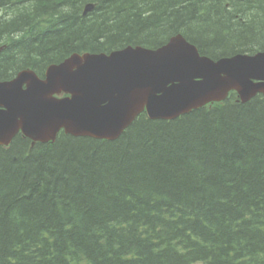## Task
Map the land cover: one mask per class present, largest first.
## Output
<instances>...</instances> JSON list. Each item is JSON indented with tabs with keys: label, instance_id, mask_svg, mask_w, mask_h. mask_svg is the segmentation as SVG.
I'll use <instances>...</instances> for the list:
<instances>
[{
	"label": "trees",
	"instance_id": "1",
	"mask_svg": "<svg viewBox=\"0 0 264 264\" xmlns=\"http://www.w3.org/2000/svg\"><path fill=\"white\" fill-rule=\"evenodd\" d=\"M177 33L203 54L262 51L264 0H0V80ZM0 264H264V98L142 113L114 141L16 136L0 147Z\"/></svg>",
	"mask_w": 264,
	"mask_h": 264
},
{
	"label": "water",
	"instance_id": "2",
	"mask_svg": "<svg viewBox=\"0 0 264 264\" xmlns=\"http://www.w3.org/2000/svg\"><path fill=\"white\" fill-rule=\"evenodd\" d=\"M93 8L85 5L83 15ZM229 92L242 103L264 97V51L213 62L177 34L157 49L72 54L49 65L43 79L25 69L0 81V146L20 131L33 143L54 141L61 130L114 141L143 112L173 121Z\"/></svg>",
	"mask_w": 264,
	"mask_h": 264
},
{
	"label": "flooded vegetation",
	"instance_id": "3",
	"mask_svg": "<svg viewBox=\"0 0 264 264\" xmlns=\"http://www.w3.org/2000/svg\"><path fill=\"white\" fill-rule=\"evenodd\" d=\"M226 7H228V5H227ZM195 45H196V44H195ZM196 46H197V45H196ZM197 47H198V46H197ZM198 49H199V47H198ZM205 55H207L208 57H210V58H212V59H214V60H217V59L220 58V53H219V54L205 53Z\"/></svg>",
	"mask_w": 264,
	"mask_h": 264
},
{
	"label": "bare ground",
	"instance_id": "4",
	"mask_svg": "<svg viewBox=\"0 0 264 264\" xmlns=\"http://www.w3.org/2000/svg\"><path fill=\"white\" fill-rule=\"evenodd\" d=\"M124 132H125V131H124ZM124 132H123V133H124ZM154 225H155V224H154Z\"/></svg>",
	"mask_w": 264,
	"mask_h": 264
}]
</instances>
